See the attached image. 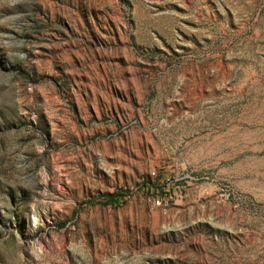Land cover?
<instances>
[{
    "label": "rangeland",
    "instance_id": "obj_1",
    "mask_svg": "<svg viewBox=\"0 0 264 264\" xmlns=\"http://www.w3.org/2000/svg\"><path fill=\"white\" fill-rule=\"evenodd\" d=\"M0 264H264V0H0Z\"/></svg>",
    "mask_w": 264,
    "mask_h": 264
}]
</instances>
